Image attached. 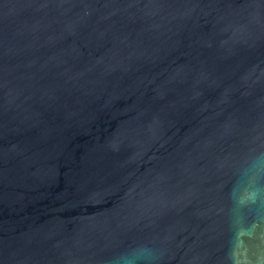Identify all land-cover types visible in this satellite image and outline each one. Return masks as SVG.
I'll return each instance as SVG.
<instances>
[{"label": "water", "instance_id": "95a60500", "mask_svg": "<svg viewBox=\"0 0 264 264\" xmlns=\"http://www.w3.org/2000/svg\"><path fill=\"white\" fill-rule=\"evenodd\" d=\"M264 264V0H0V264Z\"/></svg>", "mask_w": 264, "mask_h": 264}, {"label": "clouds", "instance_id": "9594fccd", "mask_svg": "<svg viewBox=\"0 0 264 264\" xmlns=\"http://www.w3.org/2000/svg\"><path fill=\"white\" fill-rule=\"evenodd\" d=\"M118 264H121V259H119Z\"/></svg>", "mask_w": 264, "mask_h": 264}]
</instances>
